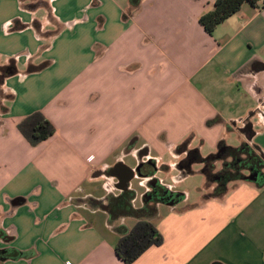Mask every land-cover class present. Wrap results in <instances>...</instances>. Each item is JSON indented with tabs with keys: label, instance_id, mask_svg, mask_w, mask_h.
<instances>
[{
	"label": "crops",
	"instance_id": "crops-1",
	"mask_svg": "<svg viewBox=\"0 0 264 264\" xmlns=\"http://www.w3.org/2000/svg\"><path fill=\"white\" fill-rule=\"evenodd\" d=\"M213 1L49 0L51 24L0 0V68H15L0 84V264H124L115 246L138 219L107 209L122 194L109 172L149 161L132 208L152 180L182 198L156 203L162 244L133 264H264V182L207 198L202 166H180L219 142L264 155V8L244 4L209 35L198 20ZM33 113L54 128L34 147L17 130Z\"/></svg>",
	"mask_w": 264,
	"mask_h": 264
},
{
	"label": "trees",
	"instance_id": "trees-1",
	"mask_svg": "<svg viewBox=\"0 0 264 264\" xmlns=\"http://www.w3.org/2000/svg\"><path fill=\"white\" fill-rule=\"evenodd\" d=\"M140 0H129L130 6L136 8ZM249 4L252 7L264 8V0H214L212 9L200 16L198 23L204 31L211 35L214 29L226 19L236 14L242 5ZM32 8V6H30ZM14 66L0 68V77L6 73H13ZM212 123V122H208ZM17 130L30 146H36L42 141L51 137L54 133L53 126L40 113H33L17 125ZM246 137L251 138L254 133L250 126L243 129ZM187 141L180 144L176 150L184 152ZM216 163H221L220 170H216ZM199 164L202 166L201 173L206 180V188L211 187V193L206 194L207 198H221L227 192V186L231 182L248 181V176L259 173L258 184L264 182V155L259 152L256 146L242 143L238 147L225 146L223 142L218 143L217 151L206 157H201L197 150L187 152L180 166L183 172L191 173L190 167ZM161 188V187H160ZM167 192V191H166ZM177 201L182 195H174ZM134 193L131 191L122 192L116 198L117 210H109L113 217L129 215L138 219L135 225L122 234L115 246L117 258L124 264H133L149 248L158 247L162 244V236L154 225L149 221L155 215V206L146 204L143 208L135 210L131 206Z\"/></svg>",
	"mask_w": 264,
	"mask_h": 264
},
{
	"label": "flooded vegetation",
	"instance_id": "flooded-vegetation-1",
	"mask_svg": "<svg viewBox=\"0 0 264 264\" xmlns=\"http://www.w3.org/2000/svg\"><path fill=\"white\" fill-rule=\"evenodd\" d=\"M141 153H144V151L142 150ZM152 167H153V164L151 161H149L147 163H141L139 165V171L141 174H148V173H150L149 171H151ZM144 200L147 204L155 206L156 203L159 201L174 202L175 196H173L171 193H167L166 191H164L162 188H160L156 184V182L154 180H152V181H150L149 190L145 194ZM106 205H107L106 207L108 210L115 209V211H116L117 210L116 198L108 197Z\"/></svg>",
	"mask_w": 264,
	"mask_h": 264
},
{
	"label": "water",
	"instance_id": "water-1",
	"mask_svg": "<svg viewBox=\"0 0 264 264\" xmlns=\"http://www.w3.org/2000/svg\"><path fill=\"white\" fill-rule=\"evenodd\" d=\"M121 173V177L118 180V185H119V189L121 192H125L128 190V185L130 183V181L135 177H139V178H148L149 175L145 176L142 175L139 171V166L135 169H131L128 168L127 166H125L122 163H117L111 170H110V174H117V172ZM248 180L257 183L260 180V176L259 173H253L250 174L248 177ZM168 193V192H167ZM169 203H173V202H169Z\"/></svg>",
	"mask_w": 264,
	"mask_h": 264
},
{
	"label": "rangeland",
	"instance_id": "rangeland-1",
	"mask_svg": "<svg viewBox=\"0 0 264 264\" xmlns=\"http://www.w3.org/2000/svg\"><path fill=\"white\" fill-rule=\"evenodd\" d=\"M30 1L31 5H28L29 6V9H34V8H40V9H46L47 12V17H46V21H49L51 24L54 23L53 19L51 18L50 14H49V11H48V4H49V0H28ZM32 6V8L30 7ZM15 61V59H14ZM10 73H6L4 75H2L0 77V84L2 82V80L7 77ZM197 167L196 165L194 166V168ZM201 171V170H200ZM197 178V179H196ZM192 181H194L196 184H201L202 182H200V179H198V177H194L193 179H191ZM182 186V185H181ZM232 186V182L228 184V188H230ZM148 187V186H147ZM206 188V186H205ZM211 188V187H210ZM149 189V187H148ZM163 189V188H162ZM207 189V188H206ZM164 190V189H163ZM209 190V189H208ZM208 193H211V190L208 192ZM207 193V194H208ZM113 198V197H112ZM131 204H132V201H131Z\"/></svg>",
	"mask_w": 264,
	"mask_h": 264
},
{
	"label": "built area",
	"instance_id": "built-area-1",
	"mask_svg": "<svg viewBox=\"0 0 264 264\" xmlns=\"http://www.w3.org/2000/svg\"><path fill=\"white\" fill-rule=\"evenodd\" d=\"M89 159H92V157H90Z\"/></svg>",
	"mask_w": 264,
	"mask_h": 264
}]
</instances>
